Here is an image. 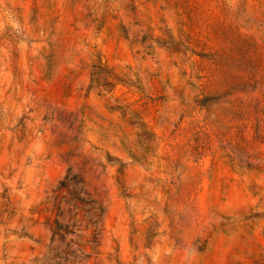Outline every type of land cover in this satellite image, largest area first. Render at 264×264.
Returning a JSON list of instances; mask_svg holds the SVG:
<instances>
[{"label":"rangeland","instance_id":"1","mask_svg":"<svg viewBox=\"0 0 264 264\" xmlns=\"http://www.w3.org/2000/svg\"><path fill=\"white\" fill-rule=\"evenodd\" d=\"M0 264H264V0H0Z\"/></svg>","mask_w":264,"mask_h":264}]
</instances>
